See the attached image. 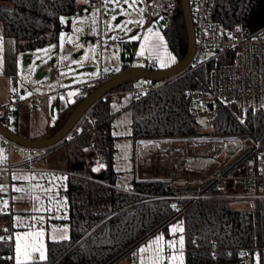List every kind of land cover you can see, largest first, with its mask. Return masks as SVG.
I'll use <instances>...</instances> for the list:
<instances>
[{"label": "trees", "instance_id": "trees-1", "mask_svg": "<svg viewBox=\"0 0 264 264\" xmlns=\"http://www.w3.org/2000/svg\"><path fill=\"white\" fill-rule=\"evenodd\" d=\"M77 7V0H0V27L3 35L14 39L18 53L29 52L57 43L62 29L61 18L73 15ZM211 16L223 29L239 23L245 36L250 37L264 31V0H215ZM155 20L177 59H181L186 53L187 38L179 0L173 13ZM135 46L136 41L127 40L122 44V69L130 65L125 51H133ZM231 59H223L218 53L208 54L159 88L134 97L130 104L131 137L241 134L246 144L244 142V148L228 164L225 173L246 158L256 157L257 145L264 144L263 107L243 110L234 101L217 100L211 108L216 112L210 120L212 132L205 134L200 132L192 114V109L200 108L194 107L187 97L190 89L207 90L211 69ZM148 65L157 68L152 63ZM139 79L127 80L113 91L137 88ZM100 83L94 84L89 92ZM111 99L108 93L93 105L81 120L84 130L72 132L59 143L66 148L70 167L67 187L70 236L49 241L46 259L36 264H111L133 246L166 227L181 212L179 204L184 208L187 247L193 249L187 255L189 262L236 260L241 253L232 251L227 256V248L264 246V198H252L251 209L234 207L231 206L234 198L218 196L223 189L212 182L197 188L174 189L163 179L135 180L128 190L117 188ZM66 116L62 117L61 125ZM3 117L4 114H0L2 123ZM98 161L104 175L102 180L93 178L90 170L91 163ZM76 163H82L83 168L74 167ZM190 194L209 196L175 197ZM4 215L7 214L0 213V220L5 219ZM1 233L0 228V237ZM214 247L219 249L216 255L212 253ZM11 251L10 241L0 239V262L8 261Z\"/></svg>", "mask_w": 264, "mask_h": 264}, {"label": "crops", "instance_id": "crops-1", "mask_svg": "<svg viewBox=\"0 0 264 264\" xmlns=\"http://www.w3.org/2000/svg\"><path fill=\"white\" fill-rule=\"evenodd\" d=\"M83 1L77 0L78 7L76 12L70 17H63L61 20V28L67 20H69V24L66 25L69 27L63 33L61 29L59 44L55 45L56 43H54L46 46L44 47L45 50L51 52L62 46L63 43L68 42L67 49L71 53H78L79 50L83 49L85 43L95 41V37L92 34L93 31L90 30H83L76 37V24L87 21L83 20V17L86 14H90ZM156 18L153 17L152 22L157 24ZM136 28H138L137 33L141 31L139 38L136 40L128 39V42L136 41V46L133 51H126L140 59L131 64L125 54L130 65H139L140 63L148 65L152 63L157 68H165L178 61L159 27L152 30L149 28V24L144 23L142 26L132 27L129 32L135 31ZM157 33L161 35V38ZM72 38L74 39L71 41ZM111 41V46L106 47L105 43L103 44L105 48L102 47L97 53V57L102 53L100 63L102 61V65L104 64L105 68L100 65L97 75L89 79L99 76L104 79L117 72L114 68L122 69V48L116 39ZM106 50H108V53ZM26 53L31 54L32 59L39 58L41 54H38L35 49L25 53H18L14 39L3 35L0 27V114H4L3 120L5 121V106L17 100L14 98L13 93L18 92L19 103L13 110L15 114L7 122L3 121V123H8L10 129L26 138L37 139L47 133H54L60 127L64 114H67L68 110L74 106V102L83 96L84 92L81 91L80 84L85 81L76 86L71 85V87L61 90L54 96H47L32 90L21 94L20 90L22 87L16 83L15 74L17 68L22 64L23 54ZM103 54L105 55L104 57ZM81 61L82 59L79 62ZM86 64L90 66L88 63ZM31 97H35L37 100L32 108L29 107L27 102V99ZM109 97L112 98L110 109L114 114L112 134L115 137L114 169L116 171L117 188L128 190L132 187L135 180L164 179L168 174L167 170L171 166L173 170L178 171H205L217 164V161L207 156L209 150L211 152L215 151L216 144L211 145L212 140L205 137L196 139L177 137L171 140H148L143 143L132 138L130 104L133 98L137 96L129 90H115L109 93ZM235 145H232V147H235ZM167 150L169 151L168 153L166 152ZM169 154L179 157L175 164H172ZM0 156L4 158L0 162V168H2L0 177L3 180L0 186H2L4 193L11 192L12 195V212L4 215V220H0V228L2 226H7L8 228L6 233L1 229V236L3 239L9 240L12 247L8 261L15 264V237L17 234H20L26 240H38L46 256L49 241L67 239L70 236L69 196L67 192L70 167L67 161L66 148L61 144H57L52 149H36L30 160H24L20 155L13 152L8 154L3 152L0 138ZM228 156L229 153L226 150L219 153V158ZM234 158L230 159L229 163L233 162ZM7 166L12 167V169L9 171L5 170L4 168ZM90 170L92 174L101 172V163L99 161L91 163ZM259 186V179H255L248 184L241 180H236L233 188L235 196L231 197L234 198L231 206L251 209V199L259 197ZM16 189H20V191H16ZM4 193H0V199ZM1 202L0 200V205ZM173 226L182 227L183 232L177 231L173 234ZM35 232H41L42 235L38 238L34 236L29 238L26 235ZM181 235L184 238L182 253L178 251L180 248L178 240ZM157 236L163 237L159 242V246L164 253V259H162L161 264H264V246L259 245L245 248H227L225 250L227 256L232 251L241 253L236 260L189 262L187 255L193 249L187 247L185 219L182 214L175 216L166 227L160 228L145 240L133 246L111 264H152L153 251L150 249L148 252L141 253L139 249L148 246L149 242L155 240ZM171 241H177V243L173 248L169 249L168 242ZM218 251V248H212L213 255H216ZM36 255L39 254L36 253ZM168 256H172L173 259H167Z\"/></svg>", "mask_w": 264, "mask_h": 264}, {"label": "built area", "instance_id": "built-area-1", "mask_svg": "<svg viewBox=\"0 0 264 264\" xmlns=\"http://www.w3.org/2000/svg\"><path fill=\"white\" fill-rule=\"evenodd\" d=\"M190 9L193 20L195 34V49L191 56L189 66L198 64L208 54L218 53L225 57L232 58L229 62H224L214 66L208 76L206 82L207 90L190 89L187 92V97L191 100L196 108H203L208 103H214L217 100L234 101L243 110L251 108L257 109L262 107L264 103V31L253 36H245L244 30L239 23H235L229 29H223L221 24L211 16L212 7L215 0H189ZM178 0H153L146 10L143 11V16L146 19L145 24H149L152 30L157 29V24L152 22L153 17L168 15L175 11ZM84 6L91 12L94 17L101 22L102 18H110L114 13V8H107L103 12L104 3L102 0H84ZM239 29V30H238ZM111 43L107 42L106 46ZM100 46L103 47L102 37L100 35ZM225 55L226 53H228ZM130 63L139 60L130 52L125 53ZM225 55V56H224ZM101 80L100 78H98ZM139 87L129 90L134 95L138 96L145 91H153L159 88L167 80H151L140 78ZM93 81V80H91ZM87 84L83 85L82 91L85 93ZM17 100L10 102L5 106V121L7 122L14 116V109L19 103L18 92L13 93ZM29 107L32 108L37 100L35 97L27 99ZM84 126L81 120L74 126L72 131L77 133L82 132ZM219 139L220 136H200L188 137L189 139L196 138ZM1 149L6 154L13 152L18 154L24 160H30L36 149L22 146L11 139L0 134ZM177 137H158V138H140L141 142L152 140H171ZM186 138V137H183ZM219 140L222 144L217 145V150L207 154L211 159L217 161V164L208 170H173L172 166L167 170L166 180L174 189L197 188L205 183L212 182L221 185L223 192L220 197H234L233 188L236 180H241L246 184L252 183L255 179L260 180L259 197H264V144L257 145L258 152L256 157H248L241 164L234 166L225 173V169L229 164V160L235 157L243 148L244 142L240 136H222ZM229 143L236 144L232 150L225 147ZM216 149V148H215ZM226 150L229 153L228 157L219 158L220 151ZM169 152L168 150L166 151ZM172 164L177 162L178 156L169 154ZM2 168H0L1 170ZM5 170H11L12 167L7 166ZM100 173V172H99ZM98 174V173H94ZM0 177V183L2 182ZM9 182V181H8ZM0 193H4L0 188ZM206 197L209 195H178L177 198L195 199L198 197ZM0 213L7 214L12 212V195L11 192L4 193L0 199ZM7 201V207H4L3 202ZM181 209L180 214L184 215V208L178 205ZM3 232H8L7 226H2ZM10 236V235H7ZM0 264H12L9 261H1Z\"/></svg>", "mask_w": 264, "mask_h": 264}, {"label": "water", "instance_id": "water-1", "mask_svg": "<svg viewBox=\"0 0 264 264\" xmlns=\"http://www.w3.org/2000/svg\"><path fill=\"white\" fill-rule=\"evenodd\" d=\"M181 14L183 16L187 49L184 56L174 64L165 68H151L149 65H129L112 75L104 78V80L97 85L90 92L82 96L81 100L71 109H69L63 124L52 134L47 133L45 136L37 139L26 138L0 121V134L11 139L12 141L32 149H46L61 143L71 133L74 126L82 120L90 108L98 101L104 98L108 93L119 87L123 82L133 78H144L148 80H169L176 75L183 72L189 67L191 56L195 49V34L193 27L192 14L189 0H179ZM89 12V11H88ZM123 17L118 16L115 23H118ZM87 22V21H86ZM78 22L76 37L80 35L83 30L95 31L93 22ZM69 24V20L66 21ZM68 26H66L65 30ZM134 31V30H133ZM126 32L120 30L119 32L109 34L111 37L116 35L115 39L121 45L125 43L128 38L135 35L138 28L134 32ZM74 38L71 39V41ZM92 41L91 44H94ZM68 42L63 43L62 46L57 47L48 53V55H41L39 58L32 59L29 53L23 54V62L16 70L15 81L21 88V94L26 91H38L47 96H54L61 90H65L71 85H78L81 79L86 76L88 72L94 70L93 63L97 59V53L93 51L84 52V49L79 50L78 53H71L67 47ZM100 44V41H99ZM87 43H85V46ZM102 47L100 46V49ZM82 59L81 62H79ZM88 63L90 66H88ZM93 78L91 80H95ZM207 107L212 108L213 104L208 103ZM76 168H81L82 164L76 163ZM93 178L102 180L103 172L93 174Z\"/></svg>", "mask_w": 264, "mask_h": 264}, {"label": "rangeland", "instance_id": "rangeland-1", "mask_svg": "<svg viewBox=\"0 0 264 264\" xmlns=\"http://www.w3.org/2000/svg\"><path fill=\"white\" fill-rule=\"evenodd\" d=\"M102 1L104 3L103 12H105V10L107 8H111L112 7V8L115 9V13L110 18H102L101 22H99L94 17V15L91 12H90V14H86L85 17H83V20H87V22L85 21L86 23L93 22L94 29H95V31L92 32V34L95 37V43L91 44V42H89V43H87L86 46L84 44V47H83L84 52L89 51L90 53H93V51H94V53L95 52L99 53V50H100V48H99L100 35L102 37L103 44H105V43L107 44V42L111 43L112 42L111 40L115 39L116 32H119L120 30H125L126 32L129 33V31L131 30L132 27H137V26L139 27V26L144 25V23L146 22V19L142 16V12L146 10L147 6L150 5L153 0H127V2H125V0H102ZM83 3H84V1H83ZM139 3H141V4H139ZM118 16H122L123 18L118 23H115V20H116V18ZM113 17H115V19H113ZM66 26L67 25L65 23V25H63V27H62V33L65 32ZM111 32H113L115 34H113L111 37H109V34ZM140 34H141V31H139L136 35H133L132 37H130L128 39L136 40V39L139 38ZM157 35H159L160 38H161V35L159 33H157ZM163 40L165 41L164 37H163ZM57 44H59V42H57L55 45H57ZM121 46L122 45L120 44V47ZM103 47L105 48V46H103ZM106 47H109V46H106ZM35 50L38 51V54L41 53L40 56L41 55H46L47 56L48 55L47 52H49V50H45L44 47L37 48ZM106 52L108 53V50H106ZM111 52L113 53L112 48H111ZM101 55H102V53H101ZM101 55H98L97 59H95V61L93 63L94 70L92 72H88L87 73L88 75L81 79L80 82L85 81V82L80 84L81 85L80 86L81 87V91H82V88H83L84 84H87V87L85 89V92L87 93V91L89 92V89L92 86H94V84H96V83H98L100 81L102 82L104 80L102 76H101V80L98 79V78H100V76L97 77V79H95L93 81H91V79H89V78L95 77L97 75L100 65L101 66L104 65V64L102 65V61L100 63V58H101L100 56ZM104 56L105 55L103 54V57ZM22 62L23 61H21V63ZM140 64H142V63H140ZM103 68H105V66H103ZM114 70L119 71L118 67L114 68ZM129 90H131V89H129ZM262 107L264 109V103H263ZM192 114H193V116L195 118L197 126H199V129H200L201 133L209 134L210 132H212V127L210 126V120L213 118V116L216 115V112H215L214 109H211V108H208V107H203V108H200V109H192ZM72 132H74V131H72ZM234 135L242 137L241 134L240 135L239 134L216 135V136H220L221 138H219V139H209V140H212L211 145L212 144H216V146H217V145H221L222 144L219 141V140L223 141L222 136L226 137V136H234ZM243 140H244L243 142H245V144H246V141H245L244 138H243ZM247 142L249 143L248 140H247ZM42 150H44V149H42ZM216 150H217V147H216L215 151ZM210 152L211 151L209 150L208 153H210ZM79 164H82V163H79ZM82 168H83V165L79 169H82ZM73 174H77V173H73ZM77 175H79V174H77ZM80 176H82V175L80 174ZM163 180H166V178H164ZM190 195H193V194H190ZM263 237H264V234H263ZM227 264H232V263H227Z\"/></svg>", "mask_w": 264, "mask_h": 264}, {"label": "snow or ice", "instance_id": "snow-or-ice-1", "mask_svg": "<svg viewBox=\"0 0 264 264\" xmlns=\"http://www.w3.org/2000/svg\"><path fill=\"white\" fill-rule=\"evenodd\" d=\"M125 2H127V0H125ZM113 19H115V17H113ZM3 159L4 158L0 156V162H2ZM0 188H2V186H0ZM16 191H20V189H16ZM34 199H38V198H34ZM3 204H4V207L6 208L7 201H4ZM172 207L175 208V205H173ZM177 231L183 232V228L179 226H173L172 233L175 234ZM26 235L29 238L33 236L38 238L39 236L42 235V233L35 232V233H28ZM0 239H3V237H0ZM162 239H163L162 236H157L155 240L149 242L148 246L141 247L139 249L141 253L148 252L150 249L153 251L152 264H161L162 259H164L163 249L159 246V242ZM176 243L177 241L168 242V248L169 249L173 248ZM178 243L180 245V248L178 249V251L182 253L183 243H184V238L182 235L179 237ZM154 245L155 247H153ZM36 253H38L39 255H36ZM45 259H46V256L42 250V245L38 243V240H35V239L26 240L20 234L16 235L15 237V264H29V262H33V264H36V262L43 261ZM167 259L171 260L173 259V257L168 256ZM142 260H143V257H142Z\"/></svg>", "mask_w": 264, "mask_h": 264}, {"label": "bare ground", "instance_id": "bare-ground-1", "mask_svg": "<svg viewBox=\"0 0 264 264\" xmlns=\"http://www.w3.org/2000/svg\"><path fill=\"white\" fill-rule=\"evenodd\" d=\"M232 145L234 146V144H232V143H229V144H228V146H227V147H225V148H226V149H228V150H232V149H233Z\"/></svg>", "mask_w": 264, "mask_h": 264}]
</instances>
